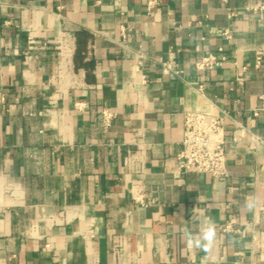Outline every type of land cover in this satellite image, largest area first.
<instances>
[{"label":"crops","instance_id":"obj_1","mask_svg":"<svg viewBox=\"0 0 264 264\" xmlns=\"http://www.w3.org/2000/svg\"><path fill=\"white\" fill-rule=\"evenodd\" d=\"M207 54L226 61L196 70ZM187 111L228 114L230 177L176 172ZM250 134L264 0H0V264H264ZM209 224L211 249L191 246Z\"/></svg>","mask_w":264,"mask_h":264},{"label":"built area","instance_id":"obj_2","mask_svg":"<svg viewBox=\"0 0 264 264\" xmlns=\"http://www.w3.org/2000/svg\"><path fill=\"white\" fill-rule=\"evenodd\" d=\"M227 2V0H223ZM261 10V7L259 8ZM224 36L230 38V32L225 31ZM135 70L141 69L143 62L147 59V55L141 51L134 52ZM226 57H217L214 54H207L202 57L196 64L198 71L216 70L223 66ZM261 56L256 58V67L260 65ZM171 74L179 77L181 71L173 69L170 65H163ZM244 70V69H243ZM241 84L243 78L236 79ZM201 91V88L198 89ZM253 116H257L258 110L252 111ZM103 122L108 126L113 115L106 110L101 111ZM228 114L221 111L214 114L208 111H187L183 116V132L180 142V150L176 155V172L178 174H197L208 175L213 179H226L230 177V171L227 167L226 157V137H225V118ZM250 142L253 146L264 144L256 135L250 134ZM134 201L144 205V195L138 191L134 197ZM225 232H235L232 223L223 228Z\"/></svg>","mask_w":264,"mask_h":264},{"label":"clouds","instance_id":"obj_3","mask_svg":"<svg viewBox=\"0 0 264 264\" xmlns=\"http://www.w3.org/2000/svg\"><path fill=\"white\" fill-rule=\"evenodd\" d=\"M216 232L215 226L212 224L207 225L202 231L198 234L192 235L188 243L197 248H202L205 251L211 249L212 245L215 242Z\"/></svg>","mask_w":264,"mask_h":264}]
</instances>
